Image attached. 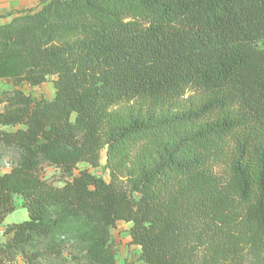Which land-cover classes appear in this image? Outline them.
<instances>
[{"label": "trees", "instance_id": "obj_1", "mask_svg": "<svg viewBox=\"0 0 264 264\" xmlns=\"http://www.w3.org/2000/svg\"><path fill=\"white\" fill-rule=\"evenodd\" d=\"M37 5L0 24V223L28 215L0 264L60 258L73 219L96 263L124 221L144 264H264V0Z\"/></svg>", "mask_w": 264, "mask_h": 264}, {"label": "rangeland", "instance_id": "obj_2", "mask_svg": "<svg viewBox=\"0 0 264 264\" xmlns=\"http://www.w3.org/2000/svg\"><path fill=\"white\" fill-rule=\"evenodd\" d=\"M7 0H0V24L9 21L16 11L27 10V9H36L38 7L39 0H24L16 1L10 4L6 3ZM5 2V3H4ZM12 84L4 79H0V92L3 90L12 89ZM25 94L30 95L33 98H46L51 99L54 96V86L52 78H49L47 81L41 83L37 86H31L27 83H23L17 86ZM3 104L0 103V110L2 109ZM17 127H22L18 125L15 127H8V129L13 130ZM6 153L0 162V172L7 171L8 166V155ZM104 150L100 154V164L98 167H91L86 163H79L75 173L79 169L87 168L91 173L102 176L107 179L108 174L104 169ZM59 170L52 166H47L44 168V176L47 178L57 177ZM60 184L61 182H56ZM14 203L16 209L8 214L4 222L11 223L17 222L24 219H27V211L25 208L21 207V198L19 196L14 197ZM0 225V242H3L6 239V236L2 233L4 225ZM129 226L130 223L124 221H117L116 224L111 227L109 233V248L105 252V258L101 263H96L92 261V257L89 255V249L91 246L90 242L86 241L87 232L89 231V223L86 220H70L68 226L64 232L56 234L53 239L54 241L61 244L64 247L62 256L58 259H52L47 262V264H111L110 258L113 260L114 264H123L124 262H132L133 264H144L140 258V247L131 242L129 235ZM14 264H24L20 257H17Z\"/></svg>", "mask_w": 264, "mask_h": 264}, {"label": "crops", "instance_id": "obj_3", "mask_svg": "<svg viewBox=\"0 0 264 264\" xmlns=\"http://www.w3.org/2000/svg\"><path fill=\"white\" fill-rule=\"evenodd\" d=\"M11 1H13V3L15 2V0H7V1H5V2L8 3V4H10ZM16 1H18V0H16ZM19 1H20V0H19ZM21 1H24V0H21ZM5 2H4V3H5ZM0 3H1V2H0ZM7 216H8V215H7ZM7 216H6V217H7ZM6 217H5V218H6ZM4 220H5V219H4ZM3 224H5L4 221H3L2 223H0V225H3Z\"/></svg>", "mask_w": 264, "mask_h": 264}]
</instances>
